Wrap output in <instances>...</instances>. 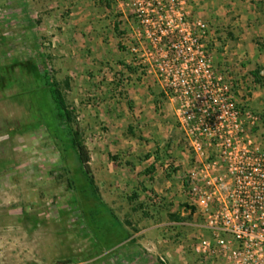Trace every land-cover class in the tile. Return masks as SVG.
I'll return each mask as SVG.
<instances>
[{
    "label": "rangeland",
    "instance_id": "374dc122",
    "mask_svg": "<svg viewBox=\"0 0 264 264\" xmlns=\"http://www.w3.org/2000/svg\"><path fill=\"white\" fill-rule=\"evenodd\" d=\"M187 1L188 8L194 5V0ZM217 1L226 12L211 17L231 18V3ZM240 4L245 15H264V0ZM60 15L68 16L67 10L38 1L0 0V264H162L160 257L168 264H221L192 249L202 233L186 198H139L137 172L129 161L121 153L107 155V127L93 114L107 97L125 94L118 89L121 81L136 75L111 68L112 80H106L96 59L93 68L87 55L67 54L64 47L70 42L53 34L62 29L55 22ZM208 24L214 61L227 65L224 52L235 44L232 26ZM260 43L264 45V37L245 45H253L264 59ZM43 61L73 114L76 140L89 153L94 188L56 118L41 77ZM242 61L251 68L235 74L241 75L242 86L235 85L234 91L239 102L248 97L259 116L254 137L264 146V72L259 80L253 75L264 69V62L259 67L239 59L240 66ZM153 93L161 94L158 89ZM170 121L178 138L177 119ZM170 163L165 170L173 173L177 168ZM127 233L131 237L117 244ZM107 242L117 245L108 249L103 247Z\"/></svg>",
    "mask_w": 264,
    "mask_h": 264
},
{
    "label": "built area",
    "instance_id": "2783aa9c",
    "mask_svg": "<svg viewBox=\"0 0 264 264\" xmlns=\"http://www.w3.org/2000/svg\"><path fill=\"white\" fill-rule=\"evenodd\" d=\"M119 8L132 22L120 38L125 64L154 77L175 104L190 157L184 196L202 233L192 249L213 263L264 264L260 119L216 68L209 24L187 0H119Z\"/></svg>",
    "mask_w": 264,
    "mask_h": 264
},
{
    "label": "crops",
    "instance_id": "0c3cea01",
    "mask_svg": "<svg viewBox=\"0 0 264 264\" xmlns=\"http://www.w3.org/2000/svg\"><path fill=\"white\" fill-rule=\"evenodd\" d=\"M29 1L33 4L38 1L46 6H54L57 11L67 10L68 16L62 18L60 15L55 19L56 24L61 25L62 29L53 32L59 39L70 42L69 44L67 42V46L64 47L67 54L87 55L93 68H97L96 61L102 64V73L106 80H112L111 68L122 73H125L127 69L135 73V80L127 78L121 81L118 89H123L125 94L107 97L101 101L98 111L93 114L97 115L107 127L103 134L106 142H111L107 145V155L114 156L121 153L125 162L129 161L137 172L139 198L160 194L172 198H185L183 174L190 167V157L186 153L182 132L180 131L181 135L178 138L173 136L174 129L170 120L172 116L176 118L175 104L154 77H145L138 68L125 64L124 47L121 45L120 38L130 30L132 22L126 13L120 11L119 0ZM216 1L194 0V5L189 4V10L193 16L199 18L203 16L202 19L212 25L220 26V24L229 23L232 26L234 49L229 52L226 48L224 52L226 57L223 60L227 65L219 66L215 60V66L236 82L239 79L237 85L241 87L242 77L235 74L244 73L251 67L245 64V61H242L240 66L237 60L257 62L259 67L264 62L262 55L254 49L253 45H245L248 41L264 37V15H245L242 12L241 0H228L231 3L230 12H233V16L228 19H216L211 17L212 14L226 12L223 9L225 4H218ZM252 12H255V9ZM25 15L28 18H34L28 13ZM31 22L33 19L29 20V23ZM92 58L96 59L95 63L92 62ZM97 58H100L99 61ZM230 67L235 70L233 75L236 77L231 75ZM137 71L140 74L138 81ZM260 71L263 74L264 69L260 67ZM155 89L160 90L161 94H154ZM137 91L140 94H137ZM159 139L162 141L176 139L177 143L168 145L169 142L159 143ZM114 141L115 143L112 144ZM175 157L176 159L172 160ZM170 162L177 168L173 173L165 170L171 164ZM141 232L142 230L137 235Z\"/></svg>",
    "mask_w": 264,
    "mask_h": 264
},
{
    "label": "trees",
    "instance_id": "16d2710c",
    "mask_svg": "<svg viewBox=\"0 0 264 264\" xmlns=\"http://www.w3.org/2000/svg\"><path fill=\"white\" fill-rule=\"evenodd\" d=\"M260 46L262 48L260 50H263L264 45L260 43ZM41 58L44 60V58L42 56H41ZM42 67H43V74L41 77H42L44 86L47 88V92L49 93L51 103L53 105V109H55V111H56V118L60 122L62 131H64V133L67 135V137L70 141V145H71L72 149H74V151L77 155V158L82 165L83 172H84L86 178L88 179L90 187L93 186V188H94V180L91 176V169H90V165H89L90 156H89V153H88L86 147L84 145H82L81 142L76 140L77 131L75 129H73V127H72V123L74 121L73 114L67 106V103H66V101L63 97V94L61 92V89L59 87V84L50 77V73L48 72V70L46 68L45 61H43ZM253 75L255 77H257V80H259L260 70L253 71ZM93 192H96V191L93 190ZM112 228H114V230L116 229V227L114 225L112 226ZM130 237L131 236L128 233L124 234V236H122V238L120 240H118L117 244H119L120 242H123L125 240H128ZM115 242L114 243L112 242L113 244L107 242V245L104 244L103 247L110 249V248L114 247L115 245H117Z\"/></svg>",
    "mask_w": 264,
    "mask_h": 264
}]
</instances>
